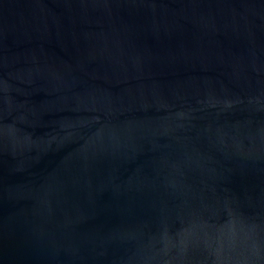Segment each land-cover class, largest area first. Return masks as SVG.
<instances>
[{
  "label": "water",
  "instance_id": "obj_1",
  "mask_svg": "<svg viewBox=\"0 0 264 264\" xmlns=\"http://www.w3.org/2000/svg\"><path fill=\"white\" fill-rule=\"evenodd\" d=\"M0 264H264V0H0Z\"/></svg>",
  "mask_w": 264,
  "mask_h": 264
}]
</instances>
